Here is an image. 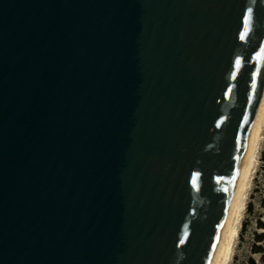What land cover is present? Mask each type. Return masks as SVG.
<instances>
[{"label":"water","instance_id":"obj_1","mask_svg":"<svg viewBox=\"0 0 264 264\" xmlns=\"http://www.w3.org/2000/svg\"><path fill=\"white\" fill-rule=\"evenodd\" d=\"M264 101V0H0V264H219Z\"/></svg>","mask_w":264,"mask_h":264},{"label":"rangeland","instance_id":"obj_2","mask_svg":"<svg viewBox=\"0 0 264 264\" xmlns=\"http://www.w3.org/2000/svg\"><path fill=\"white\" fill-rule=\"evenodd\" d=\"M264 139L261 144L260 153L255 174L251 179V184L247 193L246 207L251 203L252 210L250 213L245 208L242 215V223L245 230L241 235V226L239 228L238 239L236 241L230 264H247L249 259H253L255 264H264V240L255 243V235H263L264 228H259L258 223L264 225V208L261 207L260 201L264 198ZM261 248V252L252 253V246Z\"/></svg>","mask_w":264,"mask_h":264},{"label":"bare ground","instance_id":"obj_3","mask_svg":"<svg viewBox=\"0 0 264 264\" xmlns=\"http://www.w3.org/2000/svg\"><path fill=\"white\" fill-rule=\"evenodd\" d=\"M264 139V101L258 114L255 125L252 144L249 150L246 167L236 193L235 209L229 232L227 233L222 249L219 264H230L232 253L238 239L239 228L241 226L242 215L246 208L247 193L251 184V179L255 174L258 155L260 153L261 144Z\"/></svg>","mask_w":264,"mask_h":264},{"label":"trees","instance_id":"obj_4","mask_svg":"<svg viewBox=\"0 0 264 264\" xmlns=\"http://www.w3.org/2000/svg\"><path fill=\"white\" fill-rule=\"evenodd\" d=\"M263 152H264V151H263ZM260 205H261V207L264 208V198L260 201ZM246 209H247V212H248V213L251 212V210H252V205H251V203H248V204H247ZM258 227H259V228H261V227L264 228V225H262L261 223H258ZM244 230H245V225H244V223H242V225H241V230H240L241 235H242V233L244 232ZM254 240H255V243H258V242H261L262 240H264V237H263V235H255V236H254ZM259 252H261V248H260V247H256L255 245H253V246H252V253H259ZM247 264H255V262H254L253 259H249Z\"/></svg>","mask_w":264,"mask_h":264}]
</instances>
